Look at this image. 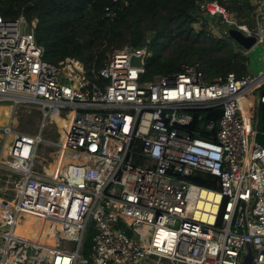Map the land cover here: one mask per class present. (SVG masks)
<instances>
[{
    "label": "built area",
    "instance_id": "built-area-1",
    "mask_svg": "<svg viewBox=\"0 0 264 264\" xmlns=\"http://www.w3.org/2000/svg\"><path fill=\"white\" fill-rule=\"evenodd\" d=\"M220 1H202L193 25L264 43V0H222L242 13ZM34 29L0 16V264H36L40 253V264H241L248 248L250 264H264V130L252 111L255 93L264 109V71L209 81L194 63L143 82L149 52L125 45L95 82L77 61H45ZM29 104L40 115L32 133L21 129ZM216 107L214 139L187 128L193 111ZM194 174L218 191L191 184ZM21 214L47 224L54 243L40 241L41 227L14 234Z\"/></svg>",
    "mask_w": 264,
    "mask_h": 264
},
{
    "label": "trees",
    "instance_id": "trees-1",
    "mask_svg": "<svg viewBox=\"0 0 264 264\" xmlns=\"http://www.w3.org/2000/svg\"><path fill=\"white\" fill-rule=\"evenodd\" d=\"M204 0H0V16L5 21L23 17L35 22L34 37L43 49V59L59 65L79 62L87 77L100 82L97 72L109 54L125 45L146 48L149 57L140 80L181 71L182 65L198 63L207 80L247 72L248 54L229 37H218L192 25L201 20ZM229 11L241 12L244 5L220 1ZM242 50L244 53H242ZM220 107L195 110L189 127L196 136L214 139L208 122L220 118ZM258 128L264 130V109H258ZM200 117V119H198ZM193 185L218 191L216 180L194 174Z\"/></svg>",
    "mask_w": 264,
    "mask_h": 264
},
{
    "label": "rangeland",
    "instance_id": "rangeland-1",
    "mask_svg": "<svg viewBox=\"0 0 264 264\" xmlns=\"http://www.w3.org/2000/svg\"><path fill=\"white\" fill-rule=\"evenodd\" d=\"M214 21V19H212ZM241 21L242 22H250V18H248V16H246V14H243V16L241 15ZM192 27L195 30H208V28L211 30V34L218 36V31H216L215 28L211 27L208 24L207 26H196V25H192ZM224 28H230V27H226L224 26ZM220 36V33H219ZM242 53H244L242 50H240ZM244 54H248V58H249V63L247 66V72L249 75L251 76H255L256 74H258L261 71H264V43L263 44H256L250 51H245ZM253 102L255 104V106L253 107L252 111L254 113L258 112V107L256 104V93L254 95L253 98ZM27 110L30 111L29 115H25L22 119V125H21V129L25 132H29L32 133L36 130L39 119H40V115L38 112V109L32 105H26ZM2 112H5L4 110L0 111V114H2ZM4 115L1 117L3 122ZM260 130V128H258ZM262 131V130H260ZM45 136L49 139L54 141L56 138V133L54 131V129H49V131L46 132ZM50 148L47 149H43L40 153V157L42 158H47V156L49 155ZM53 151V150H52ZM49 161H51V159H49ZM59 166V164H56L53 166V168H57ZM29 218H34L32 215L29 214ZM245 251V250H244Z\"/></svg>",
    "mask_w": 264,
    "mask_h": 264
},
{
    "label": "bare ground",
    "instance_id": "bare-ground-1",
    "mask_svg": "<svg viewBox=\"0 0 264 264\" xmlns=\"http://www.w3.org/2000/svg\"><path fill=\"white\" fill-rule=\"evenodd\" d=\"M247 102H243V111L246 112L247 110ZM4 110L7 112L9 110L8 107H0V111ZM56 117V116H55ZM4 122L6 120V116L3 117ZM56 121H58L57 117L55 118ZM2 123L3 120H1ZM64 125V122H61V127ZM56 164H60L58 161ZM201 196H204L202 193ZM218 198V197H216ZM42 228V235H41V240L42 242H47L48 244H53L54 243V238L51 234V231L49 230V227L47 224L44 223V225L40 226V221H38L35 217L34 218H29V214H21L19 216L18 224L15 226L14 234L21 235L24 237H31L35 238L37 235L38 230ZM48 233V236L46 234ZM45 256V253H40L35 256L36 264H40V262L43 260Z\"/></svg>",
    "mask_w": 264,
    "mask_h": 264
},
{
    "label": "water",
    "instance_id": "water-1",
    "mask_svg": "<svg viewBox=\"0 0 264 264\" xmlns=\"http://www.w3.org/2000/svg\"><path fill=\"white\" fill-rule=\"evenodd\" d=\"M228 37L239 47L245 51H250L255 45V38L252 36H245L236 29L229 28L227 30ZM131 65H140L139 58L132 57L130 60ZM252 252L250 248L247 250V254L244 256L241 264H250Z\"/></svg>",
    "mask_w": 264,
    "mask_h": 264
}]
</instances>
